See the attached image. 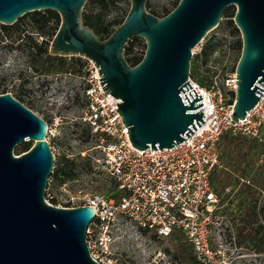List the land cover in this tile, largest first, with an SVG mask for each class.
Returning a JSON list of instances; mask_svg holds the SVG:
<instances>
[{
    "label": "water",
    "instance_id": "obj_1",
    "mask_svg": "<svg viewBox=\"0 0 264 264\" xmlns=\"http://www.w3.org/2000/svg\"><path fill=\"white\" fill-rule=\"evenodd\" d=\"M87 0H0V23L12 25L42 10L58 13L60 24L50 55L85 57L94 62L104 94L119 98L116 109L138 150L170 148L205 121L201 96L187 78L193 49L235 6L233 22L241 34L235 67L237 89L232 118L243 119L264 95V0H179L159 17L147 0H130L123 22L105 39L83 23ZM145 40L134 66L125 59L133 37ZM187 81V82H186ZM47 122L10 93H0V264H98L91 259L85 233L92 206L56 207L44 200L54 168L46 140ZM31 141L19 154L14 148Z\"/></svg>",
    "mask_w": 264,
    "mask_h": 264
},
{
    "label": "built area",
    "instance_id": "obj_2",
    "mask_svg": "<svg viewBox=\"0 0 264 264\" xmlns=\"http://www.w3.org/2000/svg\"><path fill=\"white\" fill-rule=\"evenodd\" d=\"M85 60L82 74H78L83 80V110L78 118L97 139V162L114 181L117 195H93L78 204L70 195L54 197L47 186L45 202L56 207L94 208L85 239L91 259L98 264H126L123 254L128 240L124 235L132 231L159 238L180 233L199 264H228L227 250L238 248L235 231L223 212L221 197L213 190L211 175L220 165L219 144L224 134L264 146V95L243 119L235 121L231 117L237 89L235 71L221 80L215 76L207 85L189 73L187 81L192 87L179 92L186 106L184 94L194 89L201 96L203 106L191 111L202 112L205 122L198 127L193 120L196 130L170 148L138 150L116 110L121 100L104 94L97 67ZM239 181L246 183L242 177ZM255 190L258 221L264 228L260 213L264 186Z\"/></svg>",
    "mask_w": 264,
    "mask_h": 264
},
{
    "label": "rangeland",
    "instance_id": "obj_3",
    "mask_svg": "<svg viewBox=\"0 0 264 264\" xmlns=\"http://www.w3.org/2000/svg\"><path fill=\"white\" fill-rule=\"evenodd\" d=\"M117 1L110 9L108 19H120L130 6V0ZM147 1L150 3L147 10L150 12L155 9L159 17H162L164 9H171L176 0ZM235 9V6H229L227 14L222 16L217 27L208 32L206 40L212 39L215 43L213 49L198 58L205 40L193 49L190 74L202 85H207L215 76L221 80L235 71L242 45L241 34L234 28L236 26L233 16H228ZM29 27L28 21L22 22L21 29L28 30ZM130 41L132 54H141L145 40L136 36ZM17 42L18 34L15 31L5 37L0 33V93L7 92L19 98L25 106L47 122L46 140L54 153V166L57 163H68L73 172L72 177L64 178L60 182L50 176L47 184L49 191L54 197H59L60 194L70 195L78 204L93 195L116 196L114 181L107 177L97 162L100 159L97 139L78 118L83 110V80L78 74L68 75L66 72L36 75L27 67L24 51L16 48ZM66 57L70 61L76 56ZM81 59L85 64L86 58ZM27 142L33 144L31 141ZM19 145L14 148L15 155L20 153ZM219 151L218 168L224 169L232 178L242 177L246 183H250L249 186L252 185V189L264 186L260 182L264 179V146L244 143L241 139H230L227 135L221 139ZM241 183L245 182L240 181L234 187V181H231L221 192L229 219L239 213L244 201L247 202L248 196L245 200V196L239 193L243 186ZM261 215L264 222V215ZM124 236L128 240L126 253L123 254L126 264H192L190 246L180 233L176 234V238L173 235L159 238L153 233L136 231ZM181 247L184 249L183 253H180ZM237 247L227 250L228 264H264V251L256 253L251 248Z\"/></svg>",
    "mask_w": 264,
    "mask_h": 264
},
{
    "label": "trees",
    "instance_id": "obj_4",
    "mask_svg": "<svg viewBox=\"0 0 264 264\" xmlns=\"http://www.w3.org/2000/svg\"><path fill=\"white\" fill-rule=\"evenodd\" d=\"M117 0H87L82 11V19L85 25H88L101 39L108 37L124 20L127 15V11L120 19H108V13L112 7L117 4ZM179 2L176 0L171 9H164L162 16L169 13ZM150 7V3L146 2V9ZM87 8V9H86ZM148 11V10H147ZM228 8L223 12L227 14ZM151 14L159 16L157 11L154 9L150 11ZM234 13H230L228 16H233ZM222 15V16H223ZM23 21H28L30 27L28 30L21 29V24ZM232 23V19H230ZM60 24V17L58 13L51 10L34 11L27 13L20 17L12 25H0V33L3 37L11 34L15 31L18 34V42L16 48L24 51L27 57V67L32 70L36 75H49L58 72H71L73 74H81L83 62L81 57H73L72 60L68 61L67 57L50 55L48 52L50 41L52 40L54 34L56 33L58 26ZM238 31L237 27H234ZM41 37L42 39H39ZM204 43L202 44L201 53L199 56L206 55L208 51L213 49L215 43L212 39L204 38ZM131 41L125 46V59L129 65H136L143 57L146 45L144 44V49L141 54H132ZM242 49V45L240 46ZM241 55V50L239 57ZM239 59V58H238ZM77 96V95H76ZM17 98V97H16ZM22 102L19 98H17ZM78 97H76V100ZM228 134H224L227 137ZM223 138V137H222ZM230 139H240L235 137H230ZM244 143L247 141L241 139ZM32 146V143L24 142L19 145L20 152L28 150ZM65 161H68L67 159ZM262 174V173H261ZM73 172L70 165L57 163L54 166L51 177L56 181L60 182L64 178L72 177ZM222 178L219 179V176ZM262 177V176H261ZM240 176L232 178L229 173H226L224 169L215 167L212 175L211 182L213 190L220 196L224 188L228 186L231 181H234V187L238 185ZM232 179V180H231ZM264 184V179L261 180ZM243 185L239 190V193L245 196L244 203L239 210L237 215H232L230 219L227 217L224 207V214L231 222L233 229L235 231V242L239 247L251 248L256 253H261L264 251V228L258 221V212L256 210V192L257 190L252 189L246 183H241ZM221 197V196H220ZM244 200V199H243ZM222 203L224 198H221ZM228 209V207H226ZM260 213L264 215V207L261 209ZM175 233L173 236H175ZM181 235V234H180ZM179 237V236H177ZM181 247L180 253H183L184 249ZM191 251V249H190ZM192 253V251H191ZM192 264H199L193 254L190 256Z\"/></svg>",
    "mask_w": 264,
    "mask_h": 264
}]
</instances>
